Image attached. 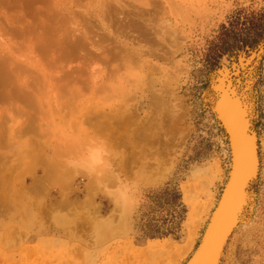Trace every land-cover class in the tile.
I'll use <instances>...</instances> for the list:
<instances>
[{
	"label": "rangeland",
	"instance_id": "1",
	"mask_svg": "<svg viewBox=\"0 0 264 264\" xmlns=\"http://www.w3.org/2000/svg\"><path fill=\"white\" fill-rule=\"evenodd\" d=\"M263 6L0 0V264H186L229 173L223 86L249 104L258 168L220 264H264V46L215 66L205 57L221 25ZM167 186L181 193V215L158 211L153 194ZM152 218L179 225L151 239Z\"/></svg>",
	"mask_w": 264,
	"mask_h": 264
},
{
	"label": "bare ground",
	"instance_id": "2",
	"mask_svg": "<svg viewBox=\"0 0 264 264\" xmlns=\"http://www.w3.org/2000/svg\"><path fill=\"white\" fill-rule=\"evenodd\" d=\"M33 1V0H32ZM40 1V0H39ZM43 1V0H41ZM45 1V0H44ZM106 7V6H105ZM153 9V8H152ZM151 11V10H150ZM147 12V11H146ZM106 13V12H105ZM145 14V13H144ZM147 14V13H146ZM140 19V18H139ZM144 19V18H143ZM156 20V19H155ZM112 21V20H111ZM128 22V21H127ZM127 25V24H126ZM137 25V24H136ZM158 25V24H157ZM134 30V28H132ZM136 29V28H135ZM151 29V28H150ZM78 30V29H77ZM108 31V30H107ZM147 31V30H146ZM169 31V30H168ZM136 32V31H135ZM143 32V31H142ZM152 32V31H151ZM163 32V31H162ZM146 33V32H145ZM157 33V32H156ZM138 34V33H136ZM144 35V34H143ZM73 36V35H72ZM169 36V35H168ZM153 37V36H152ZM170 37V36H169ZM143 38V37H142ZM82 39V38H81ZM85 41V39H82ZM81 40V41H82ZM82 41V42H84ZM139 41V40H138ZM142 41V40H141ZM140 41V42H141ZM156 41V40H155ZM76 42H80V40L75 41V43L72 41L74 46L77 44ZM144 42V41H143ZM71 43V42H70ZM162 43V42H161ZM67 44V42H66ZM72 44V45H73ZM77 44V45H78ZM140 43H138V46ZM80 45V44H79ZM143 45V44H142ZM71 46V45H69ZM93 46V45H92ZM264 42L260 44L258 47V50L260 51L261 48H263ZM72 47V46H71ZM157 47V46H156ZM77 48V47H76ZM80 49V48H79ZM122 49V48H121ZM98 51V50H97ZM128 51V50H127ZM135 51V50H134ZM149 51V50H148ZM129 53V52H128ZM145 53V52H144ZM254 53H257V50L254 51ZM131 54V53H130ZM148 54V53H146ZM253 54V53H251ZM259 54V53H258ZM119 56L118 54H114V56ZM125 55V54H124ZM123 55V56H124ZM131 55H134L131 54ZM122 56V55H121ZM126 56V55H125ZM124 56V57H125ZM130 57V55L128 56ZM133 57V56H131ZM130 57V58H131ZM249 57V56H248ZM119 58H121L119 56ZM126 58V57H125ZM124 58V59H125ZM251 59V57H249ZM5 60V58L3 57ZM110 59V58H109ZM123 59V61H125ZM129 59V58H128ZM112 60V59H111ZM127 61V60H126ZM133 61V60H132ZM247 62V59H246ZM134 63V62H133ZM143 63V62H142ZM5 64V63H4ZM11 64V63H10ZM6 65V64H5ZM9 65V64H7ZM120 65V64H119ZM7 67V66H5ZM2 68V69H5ZM15 70L13 66H10V68ZM120 68V67H119ZM0 68V70H2ZM8 69V67L6 68ZM4 71V70H3ZM9 71V70H8ZM12 71V70H10ZM2 72V71H1ZM5 73L7 72L4 71ZM15 72V71H14ZM17 72V71H16ZM15 72V73H16ZM3 73V72H2ZM1 73V74H2ZM7 72L6 74H8ZM13 73V72H12ZM13 73V74H15ZM226 73V72H225ZM18 74V73H17ZM4 75V73H3ZM10 75V74H9ZM5 76V75H4ZM15 76V75H14ZM13 76V77H14ZM20 76V75H19ZM226 75H224L225 78ZM249 76V73H248ZM8 77V75H7ZM11 77V76H10ZM18 77V75H17ZM16 77V78H17ZM22 77V74H21ZM15 78V79H16ZM19 78V77H18ZM14 79V78H13ZM12 79V80H13ZM221 81L223 78H219ZM226 79V78H225ZM17 80V79H16ZM219 80V81H220ZM227 80V79H226ZM10 81V80H9ZM220 81V82H221ZM250 81V80H249ZM3 82V79H2ZM224 82V81H223ZM21 83V82H20ZM20 83L16 86L17 89L20 87ZM34 83V82H33ZM250 83V82H249ZM9 84V82H8ZM11 84V82H10ZM15 84V83H14ZM22 84V83H21ZM25 85V84H24ZM220 85V84H219ZM218 85V86H219ZM223 85V84H222ZM227 85V84H226ZM228 86V85H227ZM2 87V86H1ZM28 87V86H27ZM36 87V86H35ZM221 87V86H220ZM25 88V86L23 87ZM22 88V89H23ZM103 88V87H102ZM126 88V87H125ZM248 88V87H246ZM24 90V89H23ZM22 90V91H23ZM28 90V88H26ZM38 90V89H37ZM98 90V89H97ZM232 91L231 89H229ZM246 90V89H244ZM228 91V87L224 88L223 86V91L219 95L218 102L215 104L216 109L218 110V115L222 119L223 126L225 127V131L228 137V147H229V156H230V168H229V173L227 176V180L224 184L223 191L221 195L219 196V199L213 209V211L210 214V218L208 221V224L204 230V233L201 238V243L198 245L197 249L195 252L192 254L191 258L186 262V264H220L223 249L225 247V244L228 242L229 237L232 235V233L236 230L238 225H242L243 223V218L246 216L245 211L251 204V197H250V192H249V187L251 183L255 180V175L257 172L258 168V153H257V144H256V137L255 133L253 132V129L250 127V111H249V104L246 102V100L241 96L237 94H230ZM21 92V91H20ZM27 92V91H26ZM24 92V93H26ZM29 92V90H28ZM27 92V93H28ZM31 92V91H30ZM33 92V91H32ZM31 92V93H32ZM39 92V91H37ZM103 92V91H102ZM237 92V91H236ZM23 93V92H22ZM36 93V91H35ZM41 93V92H40ZM242 93V92H240ZM82 94V93H81ZM164 94V93H163ZM27 95V94H26ZM33 95H35L33 93ZM37 95V94H36ZM41 95V94H40ZM39 95V96H40ZM162 95V94H161ZM22 96V95H21ZM63 96V95H62ZM107 96V95H106ZM42 97V96H41ZM104 97V96H103ZM123 97V96H122ZM26 98H28L26 96ZM25 101L28 102L29 99ZM77 98V97H76ZM83 98V97H82ZM75 99V98H74ZM30 100H33L32 98ZM71 100V98H70ZM152 100V99H151ZM157 100V99H156ZM155 101V100H154ZM159 101V100H158ZM35 102V101H34ZM33 102V103H34ZM38 102V101H37ZM36 102V103H37ZM126 102V101H125ZM62 103V102H61ZM80 103V102H79ZM156 103V102H155ZM76 106V105H75ZM122 106V105H121ZM12 107V106H11ZM26 107V106H25ZM32 107V106H31ZM67 107V106H66ZM9 108V107H8ZM65 108V107H64ZM20 109V108H19ZM215 109V111H216ZM64 110V109H63ZM70 110V109H69ZM124 110V109H123ZM127 110V109H126ZM27 111V110H26ZM83 111V110H82ZM85 111V110H84ZM96 111V110H95ZM107 111V110H106ZM78 112V111H77ZM87 112V111H86ZM98 110L95 112L97 114ZM101 112V111H100ZM121 111H119L120 113ZM128 112V111H127ZM27 113V112H26ZM88 113V112H87ZM103 113V112H101ZM112 113V110H111ZM125 113V112H124ZM130 113V112H129ZM216 113V112H215ZM28 114V113H27ZM79 114V113H78ZM85 114V113H84ZM94 114L90 112V115ZM118 114V112H117ZM128 114V113H127ZM134 113L128 114L127 116H131ZM26 115V114H25ZM83 115V114H81ZM86 115V114H85ZM89 113L86 115L88 116ZM89 115V117H90ZM95 115V114H94ZM92 116L91 117H96L97 116ZM104 114H102L103 116ZM121 115V113L119 114ZM125 116V114L122 113V116ZM36 116V115H35ZM122 116H120V119H122ZM123 116V117H124ZM37 117V116H36ZM132 117V116H131ZM84 118V116H83ZM88 118V117H86ZM101 118V116L99 117ZM103 118V117H102ZM101 118V119H102ZM108 118V117H107ZM111 118V117H110ZM130 118V117H129ZM133 118V117H132ZM33 119V118H32ZM35 119V118H34ZM80 119V118H79ZM85 119V118H84ZM83 119V121H84ZM89 119V118H88ZM92 119V118H91ZM124 119V118H123ZM122 119V120H123ZM37 120V119H36ZM39 120V118H38ZM90 120V119H89ZM103 120V119H102ZM109 120V118H108ZM119 120V119H118ZM88 121V120H86ZM96 121H98L96 119ZM100 121V120H99ZM120 121V120H119ZM128 121V120H127ZM90 122V121H88ZM107 120H105V123ZM111 122L113 120L111 119ZM27 123V122H26ZM29 123V121H28ZM80 123V122H79ZM94 123V122H93ZM93 123L91 122L90 125ZM98 123V122H97ZM102 123V122H101ZM109 123V122H108ZM121 124L123 122H120ZM125 123H127L125 121ZM134 123V121L132 122ZM76 124V123H75ZM78 124V123H77ZM84 124V123H82ZM81 124V125H82ZM86 124V123H85ZM107 124V123H106ZM113 124V123H112ZM130 124V123H129ZM128 124V125H129ZM135 124V123H134ZM132 124V125H134ZM252 124V123H251ZM29 125V124H28ZM88 125V123H87ZM89 125V126H90ZM97 125V124H96ZM115 125V124H114ZM113 125V128L115 126ZM131 125V124H130ZM129 125V128H130ZM102 126V124H100ZM110 126V125H109ZM108 126V127H109ZM112 126V125H111ZM110 126V127H111ZM127 126V125H125ZM28 127V126H27ZM82 127V126H81ZM104 127V126H103ZM109 127V128H110ZM22 128V127H21ZM32 130V127H29L28 129ZM98 128V127H97ZM97 128L95 130H97ZM100 128V127H99ZM107 128V129H109ZM118 128V127H116ZM126 128V127H125ZM25 129V128H24ZM84 129V128H83ZM86 129V128H85ZM101 129V128H100ZM103 129V128H102ZM106 129V130H107ZM105 130V129H104ZM105 130V132H106ZM119 130V129H118ZM117 130V131H118ZM122 130V129H120ZM127 130V129H125ZM129 130V129H128ZM29 131V130H28ZM113 131V130H112ZM110 131L112 134L113 132ZM116 131V130H114ZM22 132V131H21ZM24 132V131H23ZM98 132V131H97ZM109 132V131H108ZM102 133V131H100ZM104 133V132H103ZM116 134V133H115ZM114 134V136H115ZM119 134V132L117 133ZM105 136V135H104ZM117 138H121L120 136H116ZM113 138V137H112ZM110 140V139H109ZM127 140V138H126ZM130 140H133L132 138ZM36 142V141H35ZM128 142V141H127ZM118 143V142H117ZM117 145V144H116ZM119 145V143H118ZM32 147L33 144H32ZM31 147V148H32ZM36 149V148H35ZM38 149V148H37ZM41 150V149H39ZM32 151V149H31ZM40 156V155H39ZM32 160V159H31ZM36 161V160H35ZM46 165V164H45ZM49 166V165H48ZM46 171L47 167L44 166ZM50 167V166H49ZM27 169V168H26ZM25 169V170H26ZM217 171V170H216ZM153 175V174H152ZM151 175V176H152ZM157 175V174H156ZM159 176V175H158ZM161 176V175H160ZM162 177V176H161ZM34 179V178H33ZM152 179V178H151ZM252 192V191H251ZM207 194V199L210 201V196L208 193ZM251 195H253L251 193ZM253 200V198H252ZM195 202V201H194ZM205 204V203H204ZM202 205V204H201ZM253 208V206H252ZM249 209V208H248ZM251 209V208H250ZM206 210V209H205ZM253 211V209H251ZM199 211L198 206L194 208V211L192 212L193 214ZM250 212V211H249ZM243 215H245L243 217ZM250 217V216H249ZM254 219V218H253ZM249 220V219H248ZM245 221L247 219L245 218ZM252 221V220H251ZM248 222V221H247ZM245 224V222H244ZM247 225V224H246ZM244 226V225H243ZM189 229V238L192 236L194 229H195V220H191L188 225ZM239 229V228H237ZM189 242V241H188ZM188 245V244H187ZM152 247V246H151ZM187 247V246H186ZM151 249V248H150Z\"/></svg>",
	"mask_w": 264,
	"mask_h": 264
},
{
	"label": "trees",
	"instance_id": "3",
	"mask_svg": "<svg viewBox=\"0 0 264 264\" xmlns=\"http://www.w3.org/2000/svg\"><path fill=\"white\" fill-rule=\"evenodd\" d=\"M263 42L264 6L250 12L239 11L229 19L227 24L221 25L218 34L209 43L205 57L208 61L212 59V65L215 66L220 57L226 54L236 57L240 52L248 54ZM153 197L157 201L158 211L166 209V206H168L166 210L177 212L179 215L185 211L181 202V193L176 186L161 188L153 194ZM179 219L181 220L182 216H179ZM152 221L146 232L148 238L151 239L172 234L173 229L179 225V221L175 223L172 219L166 221L162 218ZM165 224L167 226L164 228Z\"/></svg>",
	"mask_w": 264,
	"mask_h": 264
},
{
	"label": "crops",
	"instance_id": "4",
	"mask_svg": "<svg viewBox=\"0 0 264 264\" xmlns=\"http://www.w3.org/2000/svg\"><path fill=\"white\" fill-rule=\"evenodd\" d=\"M207 200H208V199H207V195H206V196H204L203 201H205V203H206Z\"/></svg>",
	"mask_w": 264,
	"mask_h": 264
},
{
	"label": "water",
	"instance_id": "5",
	"mask_svg": "<svg viewBox=\"0 0 264 264\" xmlns=\"http://www.w3.org/2000/svg\"><path fill=\"white\" fill-rule=\"evenodd\" d=\"M200 243H201V241H200Z\"/></svg>",
	"mask_w": 264,
	"mask_h": 264
}]
</instances>
